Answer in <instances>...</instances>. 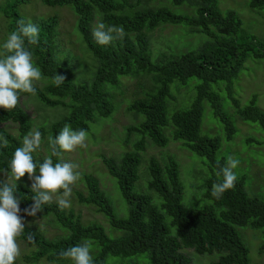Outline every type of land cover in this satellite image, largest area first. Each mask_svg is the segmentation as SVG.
Masks as SVG:
<instances>
[{
  "label": "trees",
  "instance_id": "1",
  "mask_svg": "<svg viewBox=\"0 0 264 264\" xmlns=\"http://www.w3.org/2000/svg\"><path fill=\"white\" fill-rule=\"evenodd\" d=\"M139 1L129 4L127 0H40L45 6L71 8L76 16V29L95 66L89 83L72 84L73 66L66 60L57 61L52 55L57 17L32 21L39 28L38 43L30 45L25 40V46L32 52L34 66L41 70L46 84L41 88L35 87V95L19 93V99L33 96L43 107L61 106L66 111L45 129L39 130L42 136H47L46 158L51 157L54 163L58 162V157L51 156L48 137L55 139L66 124L72 130L84 129L87 132L95 118L109 115L110 105L102 85L115 84L119 76L146 74L151 76L154 87L146 92L143 99L133 101L127 107V111L142 118L126 128L128 133L140 138L134 143L133 150L123 153L117 160L102 158L106 173L114 180L127 206L126 216L116 218L113 215L97 180L89 174L82 177L84 194H76L79 204L93 207L106 218L112 229L121 232L120 235L110 239L100 226L82 225L72 211L61 209L57 203L51 202L43 205V210L36 216L48 218L62 234L47 238L33 226L25 227L24 234L17 238L32 249L23 258L26 264L39 261L75 264L72 259L62 258L59 254L82 241H91L99 248V252L92 257L93 264H104L107 256L126 258L136 255H145L146 264H191L180 253L184 248L198 255L216 253L218 257L212 264H249L247 248L235 229L243 227L259 230L262 239L260 248H264V203L246 195L243 177L237 178L235 186L226 190L220 199L211 195L213 184L223 180L221 169L224 161L216 157L219 140L199 132L201 101L205 100L213 117L220 122L225 138L229 140L234 133L229 116L222 111L218 96L210 89L218 82L225 84L236 117L241 121L257 123L264 131V112L254 106L255 98H251L248 106L239 108L237 101L230 96L231 82L242 70L246 59H264V40L245 34L241 30L240 20L232 11H218L216 0H163L172 6L184 4L193 10V15L189 17L176 15L164 6L137 8ZM18 2L26 3L27 0ZM247 6L264 16V0H248ZM93 10L99 13L100 21L106 25L123 26V39L114 40L108 45H100L91 39L89 24ZM0 13L5 20L8 19V31H17L22 18L14 10V5L0 9ZM164 24H183L193 33L205 37V40L194 50L168 57L160 63H150L147 34ZM57 74L65 77V82L60 86L53 83V77ZM191 78L198 81L194 86V99L186 109L171 112L167 119L165 100L170 96L169 85H185ZM6 123L15 125L16 135L0 127V135L9 142L7 148L0 147V173L8 169L10 176L14 151L22 146L23 137L30 130L29 120L19 100L14 109H0V125ZM165 128L169 129L172 141L181 142L201 159L205 169L203 196L211 205L182 207L177 167L170 156L162 164L153 157L147 160L146 190L154 193L159 200L158 207L152 204L151 195L133 192L143 138L157 147H164L167 143L163 134ZM32 155L34 163H43L45 158H36L35 152ZM27 176L26 173L24 177ZM15 183V195L20 198V209L24 213V209L33 204L34 193L29 185ZM0 185L3 182L0 181ZM164 216L169 219L168 227L164 223ZM168 228L174 229L173 235H170ZM28 234H32L33 239H28Z\"/></svg>",
  "mask_w": 264,
  "mask_h": 264
},
{
  "label": "rangeland",
  "instance_id": "2",
  "mask_svg": "<svg viewBox=\"0 0 264 264\" xmlns=\"http://www.w3.org/2000/svg\"><path fill=\"white\" fill-rule=\"evenodd\" d=\"M160 1V2H159ZM129 4H135L136 0H127ZM137 8L164 6L172 13L182 16H192L191 11L184 4L172 6L163 0H140ZM248 0H216V7L220 13L232 11L241 23V30L256 39L264 40V16L247 6ZM14 5L16 13L25 21L57 17L55 28L54 46L52 55L57 61L66 60L73 66L71 83H89L94 71V60L86 50L80 34L76 29V16L69 6L49 7L42 5L40 0H27L20 3L18 0H0V9ZM100 15L93 10L90 14V37L94 40L93 29L100 23ZM8 19H4L0 13V53H4L3 44L12 33L7 29ZM148 49L147 55L150 63L162 62L168 57L180 55L184 52L196 49L204 40L200 34H195L190 28L183 24H164L147 34ZM95 41V40H94ZM198 83L195 78L189 79L185 85L171 83L169 85V97L165 100V116L168 119L171 112L184 110L192 102L195 96L194 86ZM46 84L45 79L34 81V86L41 88ZM154 87L150 75L140 74L136 76H119L115 84H104L102 89L106 94L110 105V113L107 117L95 118V122L89 125L88 137L85 141L86 147L77 146L71 152L62 151L59 160L78 165L76 171L80 173L79 179L71 185L72 195L69 197L71 206L64 208L72 211L79 217L82 225L96 224L100 226L104 234L112 239L120 235V231L112 229L105 217L97 213L93 207L79 204L76 201V194H84L85 188L82 181L83 175L93 176L98 183L99 190L105 196L116 218L126 216L127 206L122 200L116 184L106 173L102 158L117 160L123 153L133 150V145L140 138L134 133H128L126 128L138 123L142 118L127 111L128 105L136 100L144 98L146 92ZM219 98L221 109L226 113L234 127V133L229 140L225 138L224 130L220 122L213 117L208 103L201 101V117L199 132L201 135L215 137L219 140V147L216 157L227 163L231 156L239 161L237 168L233 169L237 178L243 177V188L246 195L256 198L264 203V131L257 123L239 120L230 102V97L223 82L211 85L210 88ZM230 96L237 101L239 108L248 106L252 97L255 98L254 106L264 112V59L254 60L247 58L242 70L237 77L232 80ZM19 105L29 120L30 130L45 129L52 121L59 119L66 113L61 106L52 108L41 106L33 96H23L19 99ZM2 109V108H0ZM7 132L16 135V127L6 123L0 125ZM163 134L167 138L164 147H157L150 143L147 138H143V151L140 152V162L137 167V179L133 184V192L152 196V204L158 207L159 200L154 193L146 190V165L150 157L156 159L160 164L167 156L173 158L177 167V177L182 189L181 205L184 209L192 207H202L211 205L210 201L203 196V180L205 169L201 159L190 152L185 145L179 141H172L169 129H163ZM47 136H42L41 147L35 151V157L46 158L45 147ZM39 175V170L36 171ZM7 176L0 173V181L5 182ZM11 183L16 181L11 180ZM17 183L27 184L31 187L32 181L29 177H22ZM62 192L53 196L54 203ZM58 204V203H57ZM162 213V211H161ZM25 223V227L33 226L40 230L47 238L60 236L62 232L50 223L48 218L38 216H27L20 212ZM164 223L168 227L169 219L164 216ZM240 240L247 248V258L249 264H264V248L259 230H252L248 227L235 228ZM170 235L174 234L173 228H168ZM85 241H82V244ZM91 244V256L99 252L98 246ZM20 246V256L14 264H26L23 260L28 255L31 248L27 247L17 238ZM191 264H212L218 257L216 253L198 255L193 250L184 248L180 250ZM145 255L132 257L107 256L104 264H146ZM35 264H47L39 261Z\"/></svg>",
  "mask_w": 264,
  "mask_h": 264
},
{
  "label": "clouds",
  "instance_id": "3",
  "mask_svg": "<svg viewBox=\"0 0 264 264\" xmlns=\"http://www.w3.org/2000/svg\"><path fill=\"white\" fill-rule=\"evenodd\" d=\"M94 40L100 45H108L114 40L123 39L125 30L123 26H108L100 22L92 32ZM39 39V28L31 21L25 22L23 19L18 22V30L13 31L3 44L4 53H0V108L11 110L16 108L19 93H31L35 95L36 88L34 81L42 79L41 70L34 66L33 54L25 46L27 43L37 44ZM65 82L63 75L53 77V83L60 86ZM88 133L84 129L72 130L69 125H65L59 134L53 139L48 137V146L51 149L52 157H61L62 151L71 152L77 146L86 147ZM42 133L37 129L29 131L22 141V146L14 151L10 162L9 170L3 172L7 180L0 185V264H14L20 256V246L17 237L24 234L25 223L19 215L20 198L15 195L17 184L9 181H19L27 173L32 181L31 191L33 204L24 209L27 216L35 217L43 210V205L51 203L53 196L62 191L56 202L61 209L69 208L72 195V187L80 177L76 171L78 165L58 160L54 163L51 157L43 160V163L33 162V153L41 147ZM8 139L0 135V147H8ZM62 150V151H61ZM239 161L228 157L226 165L221 169L223 180L213 184L211 195L220 199L226 190L235 186L237 175L233 169L237 168ZM37 168L39 175H36ZM220 173H218L219 175ZM28 239H33L32 234H28ZM91 244L88 241L82 244L71 246L60 252L62 258H70L75 264H93L90 254Z\"/></svg>",
  "mask_w": 264,
  "mask_h": 264
}]
</instances>
